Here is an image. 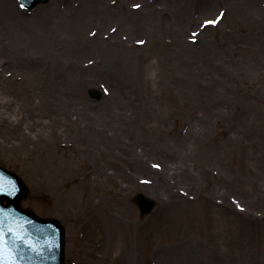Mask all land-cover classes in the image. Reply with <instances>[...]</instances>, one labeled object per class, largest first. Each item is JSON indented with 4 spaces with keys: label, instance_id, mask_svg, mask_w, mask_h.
I'll return each mask as SVG.
<instances>
[{
    "label": "rangeland",
    "instance_id": "1",
    "mask_svg": "<svg viewBox=\"0 0 264 264\" xmlns=\"http://www.w3.org/2000/svg\"><path fill=\"white\" fill-rule=\"evenodd\" d=\"M121 2L135 24L0 0V164L22 205L66 227V264H264V0Z\"/></svg>",
    "mask_w": 264,
    "mask_h": 264
},
{
    "label": "water",
    "instance_id": "2",
    "mask_svg": "<svg viewBox=\"0 0 264 264\" xmlns=\"http://www.w3.org/2000/svg\"><path fill=\"white\" fill-rule=\"evenodd\" d=\"M0 187V264H64L65 228L57 219L41 218L20 205L28 191L14 173L0 168ZM134 201L143 215L154 206L143 194Z\"/></svg>",
    "mask_w": 264,
    "mask_h": 264
},
{
    "label": "bare ground",
    "instance_id": "3",
    "mask_svg": "<svg viewBox=\"0 0 264 264\" xmlns=\"http://www.w3.org/2000/svg\"><path fill=\"white\" fill-rule=\"evenodd\" d=\"M85 2H87L88 5H90V8H87V12H84L86 13V17L90 15H88V12L89 14H93V12H96L97 11V7L100 8L99 10V13H98V16L100 17H112L114 16L115 18H118L119 20H123V22H129V23H134V19H133V16H136V17H139L137 15V12L135 11H132L130 9H125V6L122 5L123 3L121 2V4H118V6L116 8H113V9H110L108 7H105L104 4H105V0H85ZM93 3V4H92ZM185 7V6H184ZM182 7V9H180L181 11V15H182V19H185V15H186V8ZM137 20V19H136ZM138 22L141 23V20L138 19ZM124 50L127 51V48H123ZM85 71L89 74L91 73H96L92 68H86ZM65 110L67 109H63L62 111L65 112ZM86 128H89V126H87Z\"/></svg>",
    "mask_w": 264,
    "mask_h": 264
},
{
    "label": "snow or ice",
    "instance_id": "4",
    "mask_svg": "<svg viewBox=\"0 0 264 264\" xmlns=\"http://www.w3.org/2000/svg\"><path fill=\"white\" fill-rule=\"evenodd\" d=\"M206 23H209V24H214V23H216V21H208V22H206ZM3 192V188L2 187H0V193H2Z\"/></svg>",
    "mask_w": 264,
    "mask_h": 264
}]
</instances>
